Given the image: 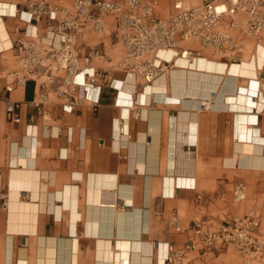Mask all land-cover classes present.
Masks as SVG:
<instances>
[{
	"label": "crops",
	"instance_id": "0c3cea01",
	"mask_svg": "<svg viewBox=\"0 0 264 264\" xmlns=\"http://www.w3.org/2000/svg\"><path fill=\"white\" fill-rule=\"evenodd\" d=\"M46 22L0 17V264H240L233 247L205 262L196 251L169 262V248L190 237L170 220L177 214L185 227L195 219L222 222L254 210L264 229L259 102L249 110L237 108L249 104L220 97L211 110H201L185 90H174L166 73L149 90L129 78L119 92L106 88L97 104L85 101L71 111L52 96L42 112L33 105L39 80L17 82L19 59L10 46L31 35L51 42ZM88 40L103 41L117 56L110 37L92 33ZM251 61L250 71L246 63L221 64L220 73L247 86L257 72L255 56ZM256 89L246 92L255 102ZM169 94L181 101L165 99ZM10 101L20 122L7 117ZM254 155L263 156L262 165H254ZM238 181L247 186L243 202L232 194Z\"/></svg>",
	"mask_w": 264,
	"mask_h": 264
},
{
	"label": "built area",
	"instance_id": "2783aa9c",
	"mask_svg": "<svg viewBox=\"0 0 264 264\" xmlns=\"http://www.w3.org/2000/svg\"><path fill=\"white\" fill-rule=\"evenodd\" d=\"M158 6V0H72L68 4L26 0L22 5L0 0V17H18L27 23L46 17L45 29L53 37L44 43L31 35L10 46L19 59L17 82L28 77L39 80L33 105L40 111H45L52 96L63 99L65 110L71 111L85 101L97 104L106 88L119 92L129 78L138 84L151 83L175 69L178 60L240 64L256 48H264V0H200L190 6L176 0L167 18L158 15ZM92 33L110 37L117 56L108 53L103 41H89ZM254 80L255 99L264 112V65ZM215 98L212 90L200 102L201 109L210 110ZM6 113L10 121H21L15 102L7 103ZM232 194L236 201H245V182H236ZM170 224L190 237L180 247L169 248V262L180 263L193 251L205 262L210 255L233 247L240 264H264V229L254 210L222 222L195 219L185 227L176 214Z\"/></svg>",
	"mask_w": 264,
	"mask_h": 264
},
{
	"label": "bare ground",
	"instance_id": "6f19581e",
	"mask_svg": "<svg viewBox=\"0 0 264 264\" xmlns=\"http://www.w3.org/2000/svg\"><path fill=\"white\" fill-rule=\"evenodd\" d=\"M188 2H190L189 4H191V5H197V4H199L200 0H188ZM260 49L264 50V48H261V47L256 48L254 50L253 55L246 57L247 60L243 62V63L247 64L244 67L245 70H247V71L252 70L250 64L252 62L251 59L254 56H255V63H254L255 66L253 67V71H257L261 67V66L259 67V50ZM261 58H263V57H261ZM177 62L179 63L178 66L174 70L168 71L167 72L168 76H170V81L173 82L174 90L175 89L181 90V91L185 90V94H189L192 97V99H191V101H192L191 105L192 106L195 104V102L197 103L198 101H199L198 104L200 105V102L206 97L200 98L199 96L201 94H203L204 91H206L208 93L207 96H209V94L212 90H214L216 92L215 101L221 97V99L224 103L231 101L232 104H242V105L249 104V106H247V107L237 106V108H245V109H249V110H252L253 105L258 104L257 101L262 106V104L260 103L259 100H256V102H255V100L249 94L246 93L249 91L251 93V91L257 87V82L254 80L255 77L247 78V86H241V85L239 86L232 81L233 79H235V76H233L231 74H224V73L221 74L220 73L222 70L221 64L225 65L224 67L229 66L230 64L226 65V64L222 63L221 61L204 60V59H197L194 63H187L183 60H178ZM243 63H240V64H243ZM232 65H234V64H232ZM156 81H157V79L151 83L146 82L149 86V88L147 90H149L151 87H153L154 82H156ZM158 88H160V87H158ZM232 89L237 91L235 95H230V94L226 93V91H230ZM242 91H245V92L243 93ZM175 96H174L175 100H179V102H180L181 98L175 97ZM164 98L168 99V100L174 99L172 97V95H170V94L164 95ZM214 105H215V102H214ZM214 105H213V107H214ZM258 152L259 153L263 152V148H261L260 151H258ZM254 157H255V155H254ZM258 158L261 159L260 162H259ZM262 159H263V156H260V157H259V155L256 156L255 160H257V161L254 163V165H257V166L262 165V163H263ZM252 160H253V158H252ZM252 165H253V163H252Z\"/></svg>",
	"mask_w": 264,
	"mask_h": 264
},
{
	"label": "rangeland",
	"instance_id": "374dc122",
	"mask_svg": "<svg viewBox=\"0 0 264 264\" xmlns=\"http://www.w3.org/2000/svg\"><path fill=\"white\" fill-rule=\"evenodd\" d=\"M159 1V6L157 8V13L160 17L167 18L171 15L173 11V5L176 0H158ZM186 5H191L189 4L188 0H184ZM263 57V58H261ZM259 60L262 61L264 60V50L260 49L259 50ZM238 75H243V73H238Z\"/></svg>",
	"mask_w": 264,
	"mask_h": 264
}]
</instances>
